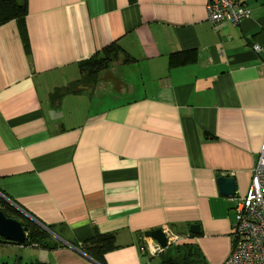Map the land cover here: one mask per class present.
I'll use <instances>...</instances> for the list:
<instances>
[{
    "label": "crops",
    "instance_id": "0c3cea01",
    "mask_svg": "<svg viewBox=\"0 0 264 264\" xmlns=\"http://www.w3.org/2000/svg\"><path fill=\"white\" fill-rule=\"evenodd\" d=\"M236 1L251 9L238 26L211 23L207 0H27L0 26V201L57 235L0 241V264H98L82 249L97 234L115 235L106 264H153L145 233L165 227L227 260L264 142V0ZM180 52L196 62L171 67Z\"/></svg>",
    "mask_w": 264,
    "mask_h": 264
},
{
    "label": "trees",
    "instance_id": "16d2710c",
    "mask_svg": "<svg viewBox=\"0 0 264 264\" xmlns=\"http://www.w3.org/2000/svg\"><path fill=\"white\" fill-rule=\"evenodd\" d=\"M27 3V0H0V26L11 21H17L22 24L28 14ZM122 52L123 49L114 43L106 48L101 55H97L89 61L82 63L81 69L87 73L84 81L95 84L99 73L107 69L112 62L117 60L119 54ZM196 60V53L180 52L171 55L170 66H183L194 63ZM0 208L5 215L20 220L24 226L28 227V240L23 246L37 244L39 247L48 248L45 242L52 239L50 232L27 218L19 210L5 201H0ZM48 228L54 232L53 227L49 226ZM0 241L7 242L2 238H0ZM82 247L85 253L98 262V264H106L105 255L116 249L115 235L97 234L94 238L83 243ZM33 264L46 263L36 262ZM159 264H207V262L196 247L191 244H181L170 246L164 250L160 255Z\"/></svg>",
    "mask_w": 264,
    "mask_h": 264
},
{
    "label": "built area",
    "instance_id": "2783aa9c",
    "mask_svg": "<svg viewBox=\"0 0 264 264\" xmlns=\"http://www.w3.org/2000/svg\"><path fill=\"white\" fill-rule=\"evenodd\" d=\"M208 19L217 24L231 21L241 25L251 18V9L236 0H207ZM255 46V51H260ZM169 246L181 245L184 239L170 228L163 229ZM232 251L223 264H264V142L254 169L252 185L236 207ZM164 251L159 245L154 253Z\"/></svg>",
    "mask_w": 264,
    "mask_h": 264
},
{
    "label": "water",
    "instance_id": "95a60500",
    "mask_svg": "<svg viewBox=\"0 0 264 264\" xmlns=\"http://www.w3.org/2000/svg\"><path fill=\"white\" fill-rule=\"evenodd\" d=\"M218 184L220 187L221 194L225 197H235L237 194V184L234 178L230 177H219ZM28 216V215H27ZM31 218V217H30ZM35 223L40 225L43 229L50 232L51 235L57 236L53 233L48 227L44 226L42 223L35 221ZM192 234H199L200 227L197 225L191 226ZM28 227L24 226L22 222L16 218L8 217L0 208V238L4 239L5 241L17 243L23 245L28 240ZM145 236L148 238H152L155 240L158 245L166 250L169 247L167 236L165 235L162 229L154 230V231H147ZM45 244L48 248L54 249L55 244L52 241H46Z\"/></svg>",
    "mask_w": 264,
    "mask_h": 264
},
{
    "label": "rangeland",
    "instance_id": "374dc122",
    "mask_svg": "<svg viewBox=\"0 0 264 264\" xmlns=\"http://www.w3.org/2000/svg\"><path fill=\"white\" fill-rule=\"evenodd\" d=\"M153 264H159V259L155 260V262H153Z\"/></svg>",
    "mask_w": 264,
    "mask_h": 264
}]
</instances>
